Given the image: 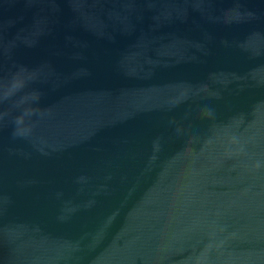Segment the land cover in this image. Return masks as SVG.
<instances>
[{
	"label": "water",
	"instance_id": "water-1",
	"mask_svg": "<svg viewBox=\"0 0 264 264\" xmlns=\"http://www.w3.org/2000/svg\"><path fill=\"white\" fill-rule=\"evenodd\" d=\"M0 264H264V0H0Z\"/></svg>",
	"mask_w": 264,
	"mask_h": 264
}]
</instances>
